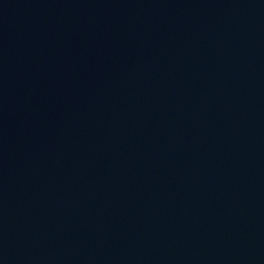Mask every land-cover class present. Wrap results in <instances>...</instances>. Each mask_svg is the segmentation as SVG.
I'll list each match as a JSON object with an SVG mask.
<instances>
[{
    "label": "water",
    "instance_id": "95a60500",
    "mask_svg": "<svg viewBox=\"0 0 264 264\" xmlns=\"http://www.w3.org/2000/svg\"><path fill=\"white\" fill-rule=\"evenodd\" d=\"M0 264H264V0H0Z\"/></svg>",
    "mask_w": 264,
    "mask_h": 264
}]
</instances>
